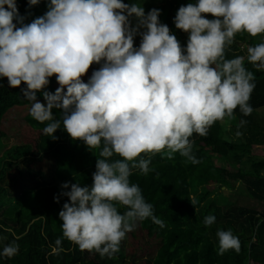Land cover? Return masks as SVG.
I'll return each mask as SVG.
<instances>
[{"label":"clouds","instance_id":"clouds-1","mask_svg":"<svg viewBox=\"0 0 264 264\" xmlns=\"http://www.w3.org/2000/svg\"><path fill=\"white\" fill-rule=\"evenodd\" d=\"M160 15L155 8L146 14L133 0H50L44 16L25 24L16 0H0V79L6 77L13 88L27 85L22 91L31 102L30 115L49 122L46 135L55 138L63 128L89 149H100L91 186L62 185L70 191L61 193L68 202L59 217L63 238L101 257L118 253L126 234L145 219L164 226L130 181L134 168L145 175L154 171L150 159H137L142 153L171 159L179 152L195 163L194 133L206 135L215 122L233 118L237 108L245 116L253 111L254 74L243 56L226 59L225 50L238 33L264 35V0H194L181 6L174 23L188 33L186 47ZM137 35L142 39L135 47ZM247 60L264 70V42L248 47ZM93 64L101 66L85 82ZM53 76L60 87L43 91ZM215 220L209 215L204 224ZM217 237L218 254L239 252V237L231 229L218 230ZM61 244L56 239L52 252L62 250ZM18 251L13 242L0 256Z\"/></svg>","mask_w":264,"mask_h":264},{"label":"trees","instance_id":"trees-1","mask_svg":"<svg viewBox=\"0 0 264 264\" xmlns=\"http://www.w3.org/2000/svg\"><path fill=\"white\" fill-rule=\"evenodd\" d=\"M133 2L143 5L146 14L159 9L161 23L168 25L182 46H187L188 33L175 27L174 18L181 6L194 0ZM16 3L28 24L46 14L50 0H40L37 5H30L29 0ZM141 39L135 37V47ZM260 42H264V35L253 37L242 32L225 50L226 59L245 57V67L254 74L250 115H243L237 108L233 118L224 119L231 127L223 120L211 125L206 135L194 133L190 139L195 163L179 152L171 159L163 153H142L137 158L150 159L154 171L145 175L134 168L130 181L139 185L164 226L151 218L139 222L111 257L82 251L63 238L59 217L68 202L61 193L70 191L62 185L91 186L100 149H89L63 128L55 132V138L46 135L43 129L49 122L39 123L30 115L31 102L22 91L27 85L13 88L6 77L0 79V152L5 141L13 142L0 155V251L13 242L19 246L13 257L0 256V264H264V70L247 60L248 47ZM100 66L91 65L82 79L87 82ZM49 79L43 91L55 93L60 85L55 76ZM37 99L46 103L42 92H37ZM54 115L61 118L55 109ZM239 181L250 204L234 202L239 194L222 190H237ZM119 210L123 213L125 208L120 206ZM209 215L216 217L215 223L205 226L204 219ZM228 229L239 237L241 247L239 252L230 249L220 255L217 231ZM58 238L62 250L53 253Z\"/></svg>","mask_w":264,"mask_h":264},{"label":"rangeland","instance_id":"rangeland-1","mask_svg":"<svg viewBox=\"0 0 264 264\" xmlns=\"http://www.w3.org/2000/svg\"><path fill=\"white\" fill-rule=\"evenodd\" d=\"M245 58V57H244ZM261 114L264 116V108L261 110ZM224 123H225V125H227V127H231V124H230V122L227 120H224ZM13 145V142H12V139H9L8 141H5V147L2 149V151L0 152V155H3L4 154V151H6V149L8 148V147H10V146H12ZM243 184L242 183H240V181L238 182V188H237V190H229L228 188H226V187H224L222 190H224L226 193H229V192H233V193H237V194H239L238 196L236 195L235 196V198H234V202H236V200H237V202L239 203V204H241V203H246V204H250L249 203V201H246L244 198H246L247 196H246V194H245V190L243 189ZM212 188H215L214 186H212ZM221 191V190H220ZM243 193V194H242ZM213 197V196H212Z\"/></svg>","mask_w":264,"mask_h":264}]
</instances>
